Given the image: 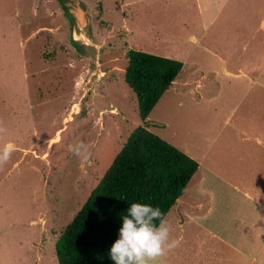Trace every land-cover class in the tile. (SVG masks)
<instances>
[{
    "label": "rangeland",
    "instance_id": "obj_1",
    "mask_svg": "<svg viewBox=\"0 0 264 264\" xmlns=\"http://www.w3.org/2000/svg\"><path fill=\"white\" fill-rule=\"evenodd\" d=\"M206 1L218 10L202 30L198 0H0V146L15 145L0 168V264H58L64 226L142 124L129 49L183 63L147 117L199 164L166 215L169 253L264 240V0Z\"/></svg>",
    "mask_w": 264,
    "mask_h": 264
},
{
    "label": "trees",
    "instance_id": "obj_2",
    "mask_svg": "<svg viewBox=\"0 0 264 264\" xmlns=\"http://www.w3.org/2000/svg\"><path fill=\"white\" fill-rule=\"evenodd\" d=\"M126 58L124 81L137 97L142 124L130 132L82 206L64 226L55 243L58 264H114L109 249L118 238L122 216L127 215L130 205L151 204L166 215L198 170L195 159L147 128L150 111L178 76L183 63L135 49L127 50Z\"/></svg>",
    "mask_w": 264,
    "mask_h": 264
},
{
    "label": "clouds",
    "instance_id": "obj_3",
    "mask_svg": "<svg viewBox=\"0 0 264 264\" xmlns=\"http://www.w3.org/2000/svg\"><path fill=\"white\" fill-rule=\"evenodd\" d=\"M5 130L0 122V133ZM14 151L15 145L11 143L0 146V168L9 162ZM173 232L160 207L132 203L127 215L122 216V226L109 249V257L114 264H153L179 245Z\"/></svg>",
    "mask_w": 264,
    "mask_h": 264
},
{
    "label": "crops",
    "instance_id": "obj_4",
    "mask_svg": "<svg viewBox=\"0 0 264 264\" xmlns=\"http://www.w3.org/2000/svg\"><path fill=\"white\" fill-rule=\"evenodd\" d=\"M203 2L207 3L206 0H200V1L198 0L197 6H196L199 17H201V19L205 21V23L203 24L202 30L203 28H209L210 26L213 25V23L216 21L215 20L217 17L216 12L218 10L217 8L214 12L213 9L211 10L206 9V7H203V4H202ZM211 55H214V53ZM175 58L178 59L179 57H175ZM220 59L222 60V70L224 71V74H232L230 71H228L226 67V64L228 63V61L225 58H220ZM243 67L244 66L239 65V69L237 73H233V74L238 75V73H243L242 72ZM216 72L217 71H214V73ZM195 81H196L195 82L196 88H201L202 84L199 82V80H195ZM173 82H175V80ZM182 84L187 85L188 82L184 81L182 82ZM255 140H256V144H262L259 138L256 137ZM179 225H182V224L180 223ZM263 227H264V224L262 223L260 224V229L253 232L255 234V237H259V236L262 237L263 234H261V232L263 233V231H261V229ZM253 233H250V236H252ZM216 235L219 236V234H216ZM210 243H212V241ZM229 245H231L230 247L232 248V250L227 252L226 257H218L214 252H212V254L205 256L204 253L202 254V251L199 253H196V255L194 253L192 258H189L188 256L187 257L182 256L181 254H178L179 257L173 254V257H172V254L168 253L166 256L158 258L155 262H153V264H218V262L223 259L230 260V264H237L238 260L243 259V258H247L248 264H262L259 262V258L260 257L264 258L262 257L263 252H264V240H261V243H256V240H255V244L248 243L244 245L243 247L242 246L237 247L236 245L230 244V243Z\"/></svg>",
    "mask_w": 264,
    "mask_h": 264
}]
</instances>
